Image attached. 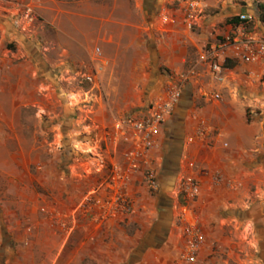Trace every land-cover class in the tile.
Returning a JSON list of instances; mask_svg holds the SVG:
<instances>
[{
  "label": "crops",
  "instance_id": "crops-1",
  "mask_svg": "<svg viewBox=\"0 0 264 264\" xmlns=\"http://www.w3.org/2000/svg\"><path fill=\"white\" fill-rule=\"evenodd\" d=\"M95 1L98 0H21L17 4L29 5L43 23L53 26L58 66L62 59L68 60L71 67L83 64L78 52L81 49L92 59L95 40L101 44L102 57L112 64L128 58L125 64L130 71L146 66L155 67L157 72L161 67L163 74L157 72L148 94L158 92L163 83L178 82L181 95L156 136L157 147L162 145L163 152L160 170H155L156 194L147 192L142 173L147 161L149 165L157 160V147L136 170H129L122 158L118 163L121 171L111 181H106L108 173L83 174L75 165L67 173L69 189L55 207L57 220L71 208L76 211L83 194L98 183L88 204L79 211L84 214L67 220L74 237H84L89 243L90 259L104 260L103 264L124 261L128 254L124 224L135 211L137 215L144 214L138 216V223L149 228L148 240L139 248L144 250V257L176 258L183 250L186 229L193 226L203 237L197 254L200 263L212 264L217 257H229L233 244L245 250L252 244L246 235L248 229L258 233L260 258L264 260V109H255L264 106V62L228 60L221 81L198 63L197 55L205 43L231 31L230 24L218 25L220 19L208 15V0L202 2L192 29L183 22L186 0H99V12L93 13L90 3ZM73 2L79 8L68 9L67 4ZM13 3L10 0L0 6V76L7 69L31 65L33 59L44 66L50 60L41 55L39 43L19 27L21 20ZM194 65L195 73L180 79ZM30 90L45 95L38 88ZM203 91L216 92L220 98L202 96ZM61 92L66 94H57ZM118 144L122 152L129 146L122 139ZM117 157H110L109 163L115 164ZM186 175L197 182L198 194L192 200H181L186 213L178 216L173 185L178 176ZM138 192L147 197L146 206L134 196ZM152 206L158 216L147 221L144 216H151ZM64 223L60 221L57 229L61 230ZM239 228L245 231L237 235ZM225 230L229 235L222 240L221 232ZM181 234L178 240L176 236ZM61 242L62 238L58 243ZM140 243L138 238L135 244Z\"/></svg>",
  "mask_w": 264,
  "mask_h": 264
},
{
  "label": "rangeland",
  "instance_id": "rangeland-1",
  "mask_svg": "<svg viewBox=\"0 0 264 264\" xmlns=\"http://www.w3.org/2000/svg\"><path fill=\"white\" fill-rule=\"evenodd\" d=\"M20 1L13 0L15 3ZM99 2L90 3L93 13L99 12ZM208 2V15L219 18L218 25L228 24V18L244 11L251 14L248 29L264 36V0ZM67 8L79 6L73 2L68 3ZM42 20L37 16V20L28 27L22 22L19 27L39 43L41 55L50 60L44 66L33 59L31 65L7 69L0 76V264H103L104 260L88 257L90 245L85 243L86 238L79 236L76 239L74 231L68 228L67 220L71 217L76 220L83 215L84 212L80 213L83 208L78 207L76 211L74 208L71 211V208L61 214L59 220L55 215L58 200L70 186L67 173L76 165L83 174L105 176L111 166L110 157L118 156L115 161L120 163L122 145L119 146L120 139L113 133L115 122L126 117H142L155 99L164 95L167 83L150 95L149 89L157 72L163 74L161 67L157 72L155 67L146 66L130 71V66H126L130 59H120L121 62L115 65L103 57L105 64L95 74V81H86L84 76L94 72V68L99 66L98 61L94 56L90 59L81 49L78 52L83 56V64L71 67L68 60L62 59L58 66L59 56L53 48V26ZM95 46L101 51L99 41L94 40L92 49ZM124 52L126 54L122 50ZM32 87L44 91L45 95L31 92ZM60 91H66V94H57ZM255 109H264V106L259 105ZM157 148V160L149 165L147 161L145 166L158 173L163 152L162 145ZM142 174L144 177V170ZM180 178L178 176L173 185H176L177 202L183 201L177 193ZM144 186L147 188L146 184ZM96 187H99L98 183L93 189ZM140 194L134 193V196L140 205L146 206L148 199ZM82 201L83 198L77 204ZM171 203L173 205V199ZM151 209L154 210L151 216H144L147 221L158 216L155 206ZM142 215L134 211L125 220L124 238L128 254L119 264H182L178 255L157 260L144 257V250L139 248H143L148 240L149 228L138 223V216ZM174 215L177 216V209ZM60 221L65 223L59 231L56 226ZM244 231L239 228L236 234ZM256 234L255 229H248L246 235L252 241L251 245L241 250L240 246L233 244L229 257L221 255L222 259L217 257L211 261L212 264H264ZM226 235H229L228 230L221 232L222 240ZM60 238L62 242L58 243ZM138 238L141 239L139 245L135 244ZM176 238L181 240L182 234ZM78 240L83 243H78ZM197 259L198 256L189 264H203Z\"/></svg>",
  "mask_w": 264,
  "mask_h": 264
},
{
  "label": "built area",
  "instance_id": "built-area-1",
  "mask_svg": "<svg viewBox=\"0 0 264 264\" xmlns=\"http://www.w3.org/2000/svg\"><path fill=\"white\" fill-rule=\"evenodd\" d=\"M10 0H0V6L9 3ZM204 0H186L183 11V22L188 29H192L195 25L199 8ZM15 4L17 9L16 16L23 24L28 27L37 20V14L29 5ZM239 18L237 24H230L231 31L222 35L213 42L205 43L198 55V63H203L217 80H222L223 71L226 69L228 60H241L244 62H264V36L257 34L255 31L248 29L247 24L251 20V14L241 12L236 15ZM166 20L167 16L164 15ZM94 58L98 61V65L94 68V72L86 74L85 80L93 83L95 74L99 73V69L105 64L99 47L93 50ZM195 73V65L189 69V72L182 74L180 79H187V76ZM183 81V80H181ZM181 95L180 83H169L162 97L155 99L150 105L147 112L140 118L126 117L117 120L114 124V136L122 139L128 148L122 152V158L129 170L138 169L140 161H144L147 156L158 146L156 136L159 134L160 127L167 117L171 114L173 107L177 103ZM202 96L219 99L220 96L216 92H201ZM146 161V160H145ZM121 171V165L118 163L111 164L109 169V177L106 181L116 179ZM144 179L150 191H156L158 184L155 178V171L151 167L144 170ZM96 189H91L83 197V201L78 205L85 208ZM177 193L183 197L184 201L192 200L198 194V185L195 179L190 176H182L177 184ZM119 199H116L118 201ZM124 210H127L125 201L121 202ZM183 203V202H182ZM179 209L178 216H184L186 208L184 203L177 202ZM186 239L183 250L179 253L178 259L182 264L195 262L198 251L203 243V237L193 226L186 229Z\"/></svg>",
  "mask_w": 264,
  "mask_h": 264
},
{
  "label": "trees",
  "instance_id": "trees-1",
  "mask_svg": "<svg viewBox=\"0 0 264 264\" xmlns=\"http://www.w3.org/2000/svg\"><path fill=\"white\" fill-rule=\"evenodd\" d=\"M239 22V18L237 16H232L227 19L228 24H237ZM228 65V62L226 63V66Z\"/></svg>",
  "mask_w": 264,
  "mask_h": 264
}]
</instances>
